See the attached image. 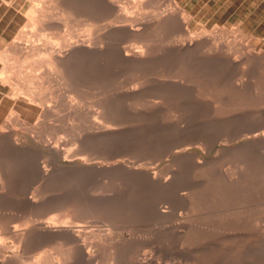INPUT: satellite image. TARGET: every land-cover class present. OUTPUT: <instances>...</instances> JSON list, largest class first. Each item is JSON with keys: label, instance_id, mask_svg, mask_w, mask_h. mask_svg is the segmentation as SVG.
<instances>
[{"label": "bare ground", "instance_id": "1", "mask_svg": "<svg viewBox=\"0 0 264 264\" xmlns=\"http://www.w3.org/2000/svg\"><path fill=\"white\" fill-rule=\"evenodd\" d=\"M18 1L25 28L0 53V264H264L254 36L196 30L178 0Z\"/></svg>", "mask_w": 264, "mask_h": 264}, {"label": "rangeland", "instance_id": "2", "mask_svg": "<svg viewBox=\"0 0 264 264\" xmlns=\"http://www.w3.org/2000/svg\"><path fill=\"white\" fill-rule=\"evenodd\" d=\"M20 1L23 3L24 0ZM18 3H20L18 0H0V53L6 49V46H9V43L15 40L18 32L22 28H25L26 20L24 11L27 8V3H24L22 5L23 7H20ZM178 3L191 14V25L196 30H200L203 27L212 28L213 25L224 26L226 28L239 26L247 35L254 36L253 39L254 42H256L257 50H264V0H178ZM26 30H28L27 27ZM39 41L41 42V40ZM22 67L25 68H22L24 73H26L27 70L29 71V66L27 67V65H24ZM126 152L124 155H127L123 157L131 159V155L134 154L131 153L129 157L128 154L130 150ZM135 152L137 153V151ZM138 154L139 153H137V156L140 158L135 157L136 155L132 156V161L135 158L134 160L137 164H140L137 161L141 160L140 162L142 164L150 163L153 166V163H155L154 165L161 169L164 167H172V159L169 156L158 157L152 154L153 157H151L150 154H147L149 156L146 157L147 155L143 156L142 154ZM145 157L147 158L146 160L144 159ZM60 161L63 162V160ZM47 164L48 162L46 161V165ZM148 232L149 231L146 229V236L144 235V237H146L145 239H147L149 247H151V245L153 247L147 249L148 245L146 244L144 246L146 249H143L150 254L145 252L144 255L146 256L147 254L148 257L149 255L155 257L157 253L153 251H155L154 248L157 246L158 241L157 238V242L154 241L155 237L152 240L153 236L147 234ZM151 249L154 250L152 251ZM148 250L151 251L148 252Z\"/></svg>", "mask_w": 264, "mask_h": 264}]
</instances>
